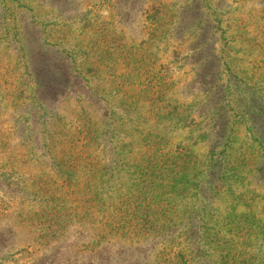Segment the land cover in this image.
<instances>
[{
	"label": "rangeland",
	"instance_id": "374dc122",
	"mask_svg": "<svg viewBox=\"0 0 264 264\" xmlns=\"http://www.w3.org/2000/svg\"><path fill=\"white\" fill-rule=\"evenodd\" d=\"M0 264H264V0H0Z\"/></svg>",
	"mask_w": 264,
	"mask_h": 264
},
{
	"label": "trees",
	"instance_id": "16d2710c",
	"mask_svg": "<svg viewBox=\"0 0 264 264\" xmlns=\"http://www.w3.org/2000/svg\"><path fill=\"white\" fill-rule=\"evenodd\" d=\"M48 54H49V52H44V53H43V57L38 58V59H37V58L35 59V58L32 57V58L30 59V61L33 63V65L36 64V65L38 66V68L41 69V64H40V62H45V60H48V58H46ZM39 61H40V62H39ZM58 64H59V63H58ZM49 69H51L50 66H43L41 70L45 73V75H48V73H49V71H50ZM40 73H41V71H40Z\"/></svg>",
	"mask_w": 264,
	"mask_h": 264
}]
</instances>
